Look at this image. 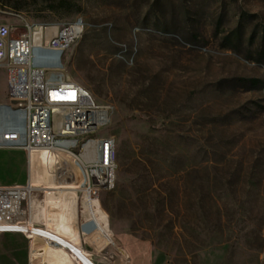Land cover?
Returning a JSON list of instances; mask_svg holds the SVG:
<instances>
[{
    "label": "rangeland",
    "instance_id": "374dc122",
    "mask_svg": "<svg viewBox=\"0 0 264 264\" xmlns=\"http://www.w3.org/2000/svg\"><path fill=\"white\" fill-rule=\"evenodd\" d=\"M79 17L63 63L113 107L101 134L115 139V176L89 200L66 154L33 153L44 195L30 196L29 223L67 242L32 234L30 264H264V0H0V24ZM27 173L24 152L0 149V184ZM79 207L96 223L83 233L93 250L78 242ZM13 233L1 259L28 264Z\"/></svg>",
    "mask_w": 264,
    "mask_h": 264
},
{
    "label": "built area",
    "instance_id": "2783aa9c",
    "mask_svg": "<svg viewBox=\"0 0 264 264\" xmlns=\"http://www.w3.org/2000/svg\"><path fill=\"white\" fill-rule=\"evenodd\" d=\"M84 27L80 17L66 26L24 23L21 28L0 24V67L6 73V100L0 103V148L18 147L26 153L36 149L62 151L82 169V185L76 193L99 200L100 187L111 188L115 176V139L101 134L111 121L113 107L96 103L88 90L67 76L63 63L65 51ZM4 138H11V145H4ZM84 152L88 159L83 158ZM42 189L31 184L23 188L0 185V222L15 224V229L0 233L17 231L25 236L28 264L40 258L30 253L39 252L35 249L39 240L31 235L47 239L44 223L28 221L27 196L41 193L43 197ZM18 212L22 218L17 217ZM77 226L82 237L96 226L81 207ZM81 246L93 250L84 237Z\"/></svg>",
    "mask_w": 264,
    "mask_h": 264
},
{
    "label": "bare ground",
    "instance_id": "6f19581e",
    "mask_svg": "<svg viewBox=\"0 0 264 264\" xmlns=\"http://www.w3.org/2000/svg\"><path fill=\"white\" fill-rule=\"evenodd\" d=\"M59 26H66V24H58ZM51 31V29H49V32ZM4 145H11V138H4ZM0 149H15V150H21L22 152H24L25 156H26V165H27V170H28V173H27V180L25 183L23 184H18V183H14V184H9V186H15V187H26L28 186L29 184H31V180H30V175H31V162H32V154L35 153V152H38V151H41V152H54V151H57V152H62L60 150H51V149H36V150H33L31 153H26L23 149L21 148H18V147H6V148H0ZM70 158V157H69ZM83 158H86L88 159V154L87 152H84L83 154ZM71 159V158H70ZM72 160V159H71ZM73 163L77 164L75 161L72 160ZM78 165V164H77ZM79 166V165H78ZM80 168V167H79ZM81 170V173H82V169L80 168ZM81 184V182H80ZM0 185H3V186H8V185H4V184H0ZM32 185V184H31ZM33 186V185H32ZM26 193V191H24ZM29 196H27V199H28V204H29ZM29 213V212H28ZM21 214V215H19ZM29 216V214H28ZM17 217L18 218H22V212H18L17 214ZM17 218V219H18ZM27 218V217H26ZM30 218V217H29ZM30 220V219H29ZM28 220V221H29ZM15 224L14 222L12 221H4L2 220L0 222V230H11V229H15ZM6 232H13V231H6ZM29 232V231H28ZM3 233V232H2Z\"/></svg>",
    "mask_w": 264,
    "mask_h": 264
},
{
    "label": "crops",
    "instance_id": "0c3cea01",
    "mask_svg": "<svg viewBox=\"0 0 264 264\" xmlns=\"http://www.w3.org/2000/svg\"><path fill=\"white\" fill-rule=\"evenodd\" d=\"M3 102V101H2ZM1 103V102H0ZM32 156H33V154H32ZM77 177V176H76ZM80 179H79V177H77V185H80ZM19 234L20 233H13V232H3V233H0V253H3V248H2V245L3 244H5V243H7V241L9 240V239H17V237L19 236ZM50 237H54V238H57V239H60V240H63V239H61V238H59V237H56V236H49V237H47V239H44V241L50 246V245H53V244H50V242H53L54 244H55V239H53V238H50ZM63 241H65V240H63ZM65 242H67V241H65ZM78 242L81 244V242H82V239H79L78 240ZM70 244V243H69ZM77 248H80V247H77ZM47 250H52V249H48V248H46V247H43L42 248V250H41V252H40V256H41V253H43L44 251H47ZM55 250H60V249H55ZM0 259H1V256H0ZM50 262H51V260H50ZM0 264H12L11 263V259L10 258H3V260L1 259L0 260Z\"/></svg>",
    "mask_w": 264,
    "mask_h": 264
}]
</instances>
